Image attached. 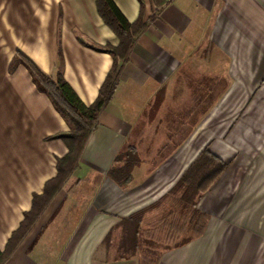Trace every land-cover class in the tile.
Segmentation results:
<instances>
[{"label": "crops", "instance_id": "obj_1", "mask_svg": "<svg viewBox=\"0 0 264 264\" xmlns=\"http://www.w3.org/2000/svg\"><path fill=\"white\" fill-rule=\"evenodd\" d=\"M112 1L130 23L143 10L148 27L77 169L5 264H139L141 255L116 259L106 238L135 214L143 213L144 229L160 219L206 148L245 171L232 191L225 185L202 197L204 233L157 248V264H264V0ZM119 44L98 0H0L1 251L68 154L52 137L70 132L15 60L24 56L49 77L60 71L91 106L114 63L95 48ZM155 139L188 141L160 161V149L146 143ZM128 146L141 163L120 187L108 172Z\"/></svg>", "mask_w": 264, "mask_h": 264}, {"label": "trees", "instance_id": "obj_2", "mask_svg": "<svg viewBox=\"0 0 264 264\" xmlns=\"http://www.w3.org/2000/svg\"><path fill=\"white\" fill-rule=\"evenodd\" d=\"M98 9L101 17L120 40V44L118 47L95 48L98 52L110 54L114 63L97 100L91 106H86L80 100L60 71L54 77L46 76L21 55L14 62V65L19 62L26 67L33 83L41 93L48 96L56 111L68 124L70 132L52 137L66 144L68 154L57 160V175L46 183L43 193L34 195L31 210L25 213L24 220L12 234L6 249L0 250V264H5L9 260L77 169L100 114L112 100L137 37L148 27V22L144 21L143 10L139 19L130 23L112 0H98ZM140 163L137 148L128 146L117 156L108 177L118 186L124 187L132 182L133 170ZM227 167V163L219 161L204 150L169 193V196L177 198L172 208L148 229L143 228V213L122 219L106 238L105 245L110 248L109 251L115 249L116 259H129L141 255L139 264H157L160 254L157 248H175L200 237L206 229L209 216L197 206Z\"/></svg>", "mask_w": 264, "mask_h": 264}, {"label": "rangeland", "instance_id": "obj_3", "mask_svg": "<svg viewBox=\"0 0 264 264\" xmlns=\"http://www.w3.org/2000/svg\"><path fill=\"white\" fill-rule=\"evenodd\" d=\"M218 111L219 110L217 108H215V107H213L211 109V113L212 114L213 113L216 114V112H218ZM211 126H212L211 127L212 130H216L217 129V122L215 121V123H212ZM186 141H188V139H163V140H159V139L156 140L155 139V140H147L146 143L149 144V145H154V146H156V148H159L160 151L162 152L161 156H160V161L162 159H163L162 161H165V160H167L170 157L168 155V153H170V151H172L175 147L177 148V147L181 146ZM197 141H198V143H200V141L202 142L201 139L200 140L196 139L195 142H197ZM205 150L208 151L207 148ZM209 153L212 154L211 152H209ZM216 158L219 161H221V162L227 163L228 167L225 170V172L218 178V180L212 185V187L210 188V190L206 194L212 193L214 188H215L214 190L222 189L223 186H225V185H226V188H227L228 191L229 190L232 191L233 188L239 182L242 174L245 171V167L239 166V163L237 162L236 158H234L230 162L223 161V160H221L218 157H216ZM237 166L239 167V169L238 170H234L235 168H238ZM111 253L113 255L115 254V249L114 248L111 250L110 254Z\"/></svg>", "mask_w": 264, "mask_h": 264}]
</instances>
